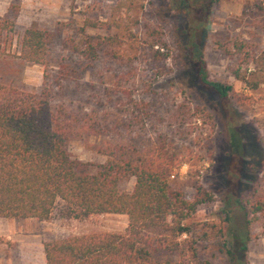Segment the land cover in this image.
Segmentation results:
<instances>
[{"label": "rangeland", "instance_id": "1", "mask_svg": "<svg viewBox=\"0 0 264 264\" xmlns=\"http://www.w3.org/2000/svg\"><path fill=\"white\" fill-rule=\"evenodd\" d=\"M90 1L0 0V19L13 23L7 39H0V85L37 93L44 69L19 60L15 38L32 24L44 31L68 24L62 38L66 47L74 40L80 51L71 55L55 47L45 74L52 111L68 125L71 158L102 163L118 145L132 148L136 160L157 158L169 167L168 181L184 199L191 201L196 187L212 198L188 222L205 228V239L196 243L198 260L235 264L229 251L243 264H264L260 213L248 227L245 255L235 253L245 220L251 218L249 208L264 205V82L251 91L234 80L228 73L232 62L219 47L241 41L261 52L264 0H186V11L177 10L175 0H102L90 6L92 15L119 22L123 31L110 30L119 46L95 59L80 53L82 36L76 33ZM148 25L165 40L166 49L159 50L168 57L159 64L161 70L140 55L139 46H127L139 44ZM191 43L198 44L208 78L230 87L227 98L219 99L198 83L187 50ZM132 186L130 179L120 189L129 193ZM126 224L122 215L74 220L61 218L57 210L44 221L0 219V264H44L46 242L122 234Z\"/></svg>", "mask_w": 264, "mask_h": 264}, {"label": "trees", "instance_id": "2", "mask_svg": "<svg viewBox=\"0 0 264 264\" xmlns=\"http://www.w3.org/2000/svg\"><path fill=\"white\" fill-rule=\"evenodd\" d=\"M90 2L76 33L82 36L80 53L95 59L108 48L119 46L120 41L109 31L123 29L117 21L92 15L90 6L102 0ZM174 4L177 10H187L186 0H175ZM67 26L59 23L52 31H44L32 24L15 38L19 60L41 66L44 75L37 93L0 85V219L44 221L54 210L61 218L74 220L103 214L125 216L122 234L75 236L42 244L44 264H209L197 258L196 243L205 239V228L188 223L198 206L212 201L208 193L196 187L192 200L187 201L179 187L168 181L166 163L157 158L136 160L132 148L124 145L114 147L102 163L73 159L66 150L68 125L52 111L45 71L55 47L69 50L71 55L80 51L74 40L66 47L61 33ZM12 29L10 20L0 19V39H7ZM143 33L139 44L127 46L135 50L139 46L140 55L161 70L159 64L168 57L159 50L166 49L162 33L150 25ZM127 35L135 41L130 32ZM219 47L232 62L228 73L234 80L251 91L264 82V48L260 52L241 41ZM187 50L198 83L219 99L227 98L230 87L208 78L198 44L191 43ZM59 74L68 72L61 70ZM130 179L131 191H122L120 185ZM258 213L264 216L260 202L249 208L251 218L245 220V234L235 253L245 255L248 227ZM182 235L188 239L180 240ZM227 254L234 257L235 264H243L231 252Z\"/></svg>", "mask_w": 264, "mask_h": 264}, {"label": "crops", "instance_id": "3", "mask_svg": "<svg viewBox=\"0 0 264 264\" xmlns=\"http://www.w3.org/2000/svg\"><path fill=\"white\" fill-rule=\"evenodd\" d=\"M43 260H44V258H43Z\"/></svg>", "mask_w": 264, "mask_h": 264}]
</instances>
